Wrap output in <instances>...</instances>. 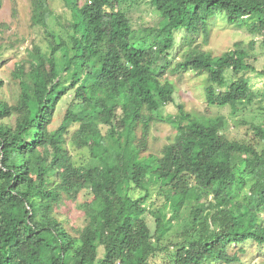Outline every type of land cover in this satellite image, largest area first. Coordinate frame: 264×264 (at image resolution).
Returning <instances> with one entry per match:
<instances>
[{"label":"trees","instance_id":"16d2710c","mask_svg":"<svg viewBox=\"0 0 264 264\" xmlns=\"http://www.w3.org/2000/svg\"><path fill=\"white\" fill-rule=\"evenodd\" d=\"M126 1L63 0L71 15L68 40L54 36L46 53L33 46L28 70H15L16 100L0 98V264H234L245 249L232 245L264 247V124L253 125L251 140L231 138L221 116L193 115L179 105L167 118L173 139L160 155H142L154 112L174 99L172 82L162 79L173 51H182L173 72L206 74L208 105L253 104L258 93L240 73L264 76L251 61L255 40L237 41L217 56L194 43L200 34L207 39L219 16L264 44V0H131L130 8L148 3L159 17L139 30L122 7ZM34 4L32 20L45 26L51 10L46 0ZM68 91L63 119L50 130ZM71 125L72 143L88 149L83 164L65 145ZM241 163L253 179L245 200L232 194ZM134 188L145 194L133 197ZM152 188L173 213L167 219L161 210L147 211ZM84 190L79 208L86 222L71 232L56 212ZM202 195H211L207 206L178 224L182 240L160 246L176 211ZM157 255L161 261L152 263Z\"/></svg>","mask_w":264,"mask_h":264},{"label":"rangeland","instance_id":"374dc122","mask_svg":"<svg viewBox=\"0 0 264 264\" xmlns=\"http://www.w3.org/2000/svg\"><path fill=\"white\" fill-rule=\"evenodd\" d=\"M35 0H1L0 5V79L3 84L0 87V98L5 99L9 103H13L19 92L18 78L15 70L18 66H22L25 70L29 68V50L37 45L43 52L49 51V40L58 41L63 38L68 40V27L71 15L68 6L63 0H46L51 15L46 19V24L37 25L33 22V10ZM82 1V0H79ZM131 0H127L123 4V8L127 9L132 6ZM130 8V7H129ZM129 14L132 22L137 25V29L144 28L147 25H156L159 17L153 11V8L146 3L139 5L138 8L131 7ZM140 32V31H139ZM179 35V32H178ZM183 36V34L181 35ZM250 40H255V48L252 51L254 60H251L255 67L260 70L264 68V44L261 36L251 34L242 27L229 25L225 19L217 16L210 25L209 35L205 40L203 35H198L194 44L196 48L217 56L227 49L233 47L237 41L242 42V46L248 44ZM182 51L180 49L173 51L171 64L167 68L163 78H167L174 86V99L171 103L161 106L154 114L157 120L151 122L150 130L146 136L147 146L142 155L153 153L160 155V151L164 144L171 141L175 135V129L167 121L168 116H175L178 113V106L182 105L187 112L197 116L214 118L221 116L224 120L223 133L231 138L251 140L253 125L264 124V76L253 71H242L240 75L249 80L251 88L258 93L256 100L251 105L241 106L237 110H233L229 105L217 106L208 105L205 100V86L207 78L205 73H196L194 71L176 72L172 71L175 62L181 60ZM66 84L69 80V73L64 74ZM231 75L228 74L229 80ZM233 79V77L231 78ZM229 80V82L231 81ZM229 82L226 84L228 88ZM220 87H216V91ZM223 89V87L221 88ZM72 93L68 91L56 103L53 111L51 123L48 128H57L65 114V110L69 105ZM105 123L101 122L99 127L105 132ZM74 125L69 127L70 133L66 135V148L75 164H83L89 158L88 149L80 148L71 141L70 134L74 129ZM138 135L140 132L138 131ZM241 163L235 168L237 182L233 187L232 194L239 200H245L249 195V187L253 183L251 176L242 171ZM148 188V187H147ZM133 197L145 194L142 189H132L130 191ZM150 195L146 200L147 211H162L165 214L164 219L173 215L172 211L164 205V197L157 188L149 191ZM88 197V192L84 190L75 202L66 201L59 209L56 215L66 225L67 229L74 232L75 228L82 227L86 222L83 210L79 208V204ZM211 195L205 198L200 196L199 201L192 205H186L176 211L174 226L164 234L160 240V246H170L174 242L182 240L181 235L177 232L180 230L179 223L187 217L196 214L198 208H205ZM146 219L151 230H154V222L149 213H146ZM264 219V213H263ZM243 247L245 250L240 254L241 261L234 264H264V247L255 245L254 242H245L242 245H232L231 251L238 250ZM101 253V246L98 247ZM161 261V255H157L152 263ZM217 264V263H213ZM220 264V263H218Z\"/></svg>","mask_w":264,"mask_h":264}]
</instances>
